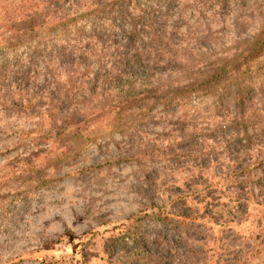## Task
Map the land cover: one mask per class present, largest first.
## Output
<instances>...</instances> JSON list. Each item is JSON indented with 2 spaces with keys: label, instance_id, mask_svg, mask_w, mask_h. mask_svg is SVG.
Here are the masks:
<instances>
[{
  "label": "rangeland",
  "instance_id": "obj_1",
  "mask_svg": "<svg viewBox=\"0 0 264 264\" xmlns=\"http://www.w3.org/2000/svg\"><path fill=\"white\" fill-rule=\"evenodd\" d=\"M262 30L264 0H0V264H264ZM235 56L242 99L205 92Z\"/></svg>",
  "mask_w": 264,
  "mask_h": 264
},
{
  "label": "trees",
  "instance_id": "obj_2",
  "mask_svg": "<svg viewBox=\"0 0 264 264\" xmlns=\"http://www.w3.org/2000/svg\"><path fill=\"white\" fill-rule=\"evenodd\" d=\"M148 1V0H144ZM118 4V3H112ZM81 17V16H80ZM75 17V18H65L61 19L59 17H53L50 21V26L46 27L43 30L38 31L39 34H46L50 35L52 37L59 36L61 34H64L66 32H73V36L80 37L83 35L84 30L87 28L83 26V24L75 25V22L79 20H83L84 18ZM88 16L86 15V18ZM138 38V33L135 32V27L133 31L131 30L130 33H127V39L129 42V46H127V49L132 47L134 49V57H138V48L135 46V41ZM239 44V42H238ZM249 51L251 54V59L257 58L256 56H261L264 54V30H262L259 34L254 36L252 40L249 41ZM242 56V55H241ZM250 56V55H249ZM248 56V57H249ZM10 62L8 58L3 55L0 56V68H7L9 66ZM220 65L217 67H214V63H209V67L211 69L210 73L207 74V79L200 85L202 86V89L205 90V92L208 93H219V92H226L225 94L229 95V91H233L240 96V100L242 99L243 95V79L246 74V66L248 63L242 64L240 63V56H235L228 58L226 60V63L220 62ZM246 66V67H243ZM188 68V67H187ZM187 68H183V70L186 71ZM99 73V70H98ZM230 73H233L235 75V78H233ZM112 73L106 74L102 77H97L96 80L105 79L106 81L110 80L111 78H114V80H120V75H114L111 76ZM243 77V78H242ZM233 81L234 83V89H230V81ZM195 83H190L189 85L185 87H180L174 90L166 91L160 97H157V99L163 100L165 105H175L178 102L184 101L186 99H189L190 95L196 91V88L193 86ZM132 87V86H131ZM199 88V87H197ZM131 89V88H130ZM129 89V90H130ZM93 92V91H92ZM150 91H148L149 93ZM77 112V110L75 111ZM100 112H104L103 109H101ZM75 118V121L71 120L70 124H73L76 126L78 123H80V120H78L76 117L72 116L71 119ZM78 132H72L70 133V137L74 141L72 145L68 148V151H65L62 154H67V160H75L78 157V153H80L81 150H83L84 146L88 143H91L95 141V137L91 139V133H87V135H83V133H79V130L76 128ZM95 133V131H94ZM74 147V148H73ZM69 152V153H68ZM72 152V153H71ZM74 152V153H73ZM70 154V158H69ZM64 162V160H63Z\"/></svg>",
  "mask_w": 264,
  "mask_h": 264
}]
</instances>
